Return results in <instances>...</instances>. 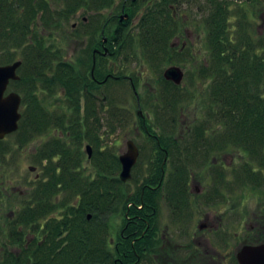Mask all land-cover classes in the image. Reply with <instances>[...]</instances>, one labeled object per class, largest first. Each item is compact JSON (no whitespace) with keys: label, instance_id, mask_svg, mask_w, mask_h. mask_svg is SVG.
<instances>
[{"label":"rangeland","instance_id":"obj_1","mask_svg":"<svg viewBox=\"0 0 264 264\" xmlns=\"http://www.w3.org/2000/svg\"><path fill=\"white\" fill-rule=\"evenodd\" d=\"M19 1L22 4L20 7L24 4L26 5V7H23L21 10L19 16L16 17L14 14L9 15L10 13H8V15L0 13V65L19 60L23 57L24 52L32 51L34 54H37V52H40L43 49L47 51L49 49L52 53H62L63 55L61 57L65 62H69L66 61L67 59H76L74 62H71L78 65V59L82 52H89L93 47L97 46L95 44H97L98 40L93 38H96V36L91 32L92 21L91 23L81 25L82 18L76 15L85 4L79 2L75 6L72 5V0ZM115 1L116 7H110V10L115 9V12H120L121 7L117 6L120 2H123V0H113L111 3L115 4ZM221 2L230 9L228 17L229 22L226 28H228L230 32H233L232 36L233 38L235 37V45L239 46L237 47L239 50H242V47H245V43L241 38L249 40L251 36L256 39V42L264 43V0H179L176 2L175 6L177 8L178 17L180 20L186 18L190 27V29H188L190 34L187 36L188 46L184 49L181 48V43L178 44L176 41L174 42L175 44L171 46L174 37L179 32L178 27L180 22L177 20L175 22L171 20L168 23L169 29L170 27L172 29L174 28L175 32L173 36H169L167 33L164 35L163 31L167 32V30L163 27L164 30L162 31V28H159V26H157L159 30L155 34L154 31L152 32V36H162L161 41L151 37L152 40H149L151 44L150 46L154 44L153 41H157L160 43V47H155L156 44H154L153 47H150L145 43L146 39H148L147 36L149 35L150 28L142 25L141 17L146 14L148 7H155V3H151V6L148 4V7L142 6L136 11L137 14L131 17L129 22H127L125 28H122V32L125 33L126 27H131V30H127L128 41L125 47L126 53H124L127 61L129 60L127 63L128 69L131 70L133 76H139V73L143 72L146 77L145 81L140 83L136 81L135 84L137 90L140 92L139 94L142 95L141 110L147 118L150 128L154 130H168V128H173L171 121L174 117L176 119L174 128L182 131L194 122H197L196 124L198 125L203 123L202 121H205L207 118V113H214L215 109H213V103V105H211L212 110H209V105L211 103L208 101V93L211 84L214 85L216 82L214 76L215 72L213 73V71L220 70L218 67V57H220V55L218 54L219 52L217 49L219 48V43L212 41V34L214 30V17H216V14H214V7ZM28 8L30 10L29 12H27ZM156 9L157 10L155 11L156 13L158 12L159 15V6L156 7ZM172 11L171 8L168 10V12ZM89 13L90 6H87L85 15H90ZM100 14L101 21H105L107 14L105 15L103 12ZM2 16L6 17L5 23L8 17H14L16 21L32 27L27 36L28 39H30V46H28L29 40L28 42L26 40V43H23L22 45L10 43L11 41H9L8 35L6 34H11V32L6 25L2 24ZM159 18L160 20L157 19V23L160 24L161 22L165 25L166 18L164 16H160ZM92 20L96 22L99 19L92 18ZM210 28H212V33ZM83 31H86L87 36L85 39L82 35ZM20 33L21 31L18 34L20 35ZM133 38H135L136 41L138 40V48L132 46ZM50 48H52V50H50ZM152 53L153 56L151 55ZM59 61L60 60H57L56 63H59ZM172 64H177L186 71L185 79L181 84L176 86L170 84L164 78L165 69ZM225 69H222L223 73L218 74L221 78L220 82L223 87L227 83L224 82L226 78ZM19 71L21 73L22 69H19ZM210 72H212V77H209ZM40 73L42 72L40 71ZM45 74L46 77L43 75L41 83L46 86H50L49 84L52 85V80L55 78L54 72L46 70ZM54 88L56 90L55 92L44 91L42 89V91L39 92V95L42 101L49 107V119L62 117L63 121L61 123L65 125L67 123L66 120L68 119V115L70 114V104L66 98L67 94L65 90L59 86ZM11 90L20 93L22 96L24 95L23 86L19 83L12 82L9 86L8 92ZM50 90H52V88ZM112 91L115 95L116 105L113 106L111 111L99 107L94 113L99 112L98 117H100V119L91 118L94 116L91 114L90 121L92 122L90 123L91 125L94 124L96 127L95 134L98 133L101 136V149H104L103 151L108 152L110 150L117 154H121V152L123 153L127 150V141L129 139L134 140L142 149L139 163L133 169L132 178L126 182L122 181L124 183L125 191L132 193V197H135L139 190L141 191V188V193L143 192L147 178L146 175L150 173L149 168L151 166L148 167L146 165L149 164L148 154H150V145L152 143L149 140L148 135L146 136L144 133H137L138 125L136 123L140 118L138 115L139 106L136 95L130 84H127L122 80L117 81L116 84L113 85ZM194 97H196V99ZM88 104H90L92 108L98 107L97 104L90 102L82 104L85 116L88 115ZM23 105L24 104H22L21 111H23ZM215 107L217 108L218 106L216 105ZM108 112L111 113L110 116H108ZM112 117L113 120L110 119ZM209 119L210 118H208L206 122V124L210 122L208 131H211V129L214 128L220 129V127L224 128V130L227 129L225 124L216 122L215 119L209 121ZM56 128L57 127H52L46 131L45 134L35 136L31 140H29L28 134H24L26 131L22 132L19 131V129L7 135L4 140H0V173H3L2 178L6 182L5 186L7 185V182L9 183V192L12 191V186L20 187L21 189V187L29 186V183L33 182L35 173L31 172L29 169L30 165L38 166V170L36 171L42 173L41 176L44 180H47V177L51 176L50 173L46 171L51 168L49 167L50 165L44 167V163H42L43 159L36 158L35 160L33 153L35 151L38 152V149H41L42 144H46L55 138V136H64L63 133H61V129ZM111 129L113 132H111ZM220 135L221 134H216L214 137L219 138L221 137ZM66 141H68V139H66ZM88 143V141H84L81 146L85 168L87 169L85 170L86 172L90 171L91 174H94L96 172L94 169L95 163L92 158H88V151L86 148ZM92 148L93 152L97 150L94 148V145ZM227 150V160L230 162L232 160L235 161L231 167L225 168L228 173V184L234 186L236 192H242L244 194L245 201L243 202H245V209L254 208L255 199L253 196L255 194V188L253 187V182L250 181L248 171L256 178L263 175L264 158H261V160L260 158L255 160L252 155L249 153L247 154L240 148L228 147ZM260 155L263 157L264 153L260 152ZM253 161H255V163ZM246 162L251 164L249 170L247 169V166L244 165ZM252 166L255 168V171H253L254 168H251ZM168 171L170 172L169 169ZM66 172L68 175H76L75 170L73 169L71 171L66 170ZM120 172L121 167L118 174H120ZM63 192H58L56 196L58 195L60 198V194ZM146 192L155 193V191L151 192L150 190H146ZM70 195L73 196V194L69 193V196ZM20 201H22V199L19 198V194L17 193L7 200L3 199V227L0 228V240L9 241V238L14 239L18 230H23L27 235L31 232V228H19V223H13V221H11L15 215L12 214V211L19 209L20 204L18 202ZM48 201V204L52 202L51 200ZM55 209L58 208L54 207V210ZM60 213L61 212L57 213V215H60ZM121 217L122 216L119 215L111 218L109 236L110 239L113 240L112 245L115 244L114 239H116L118 231L121 228ZM12 223L15 225L14 228ZM163 229H167L166 233L172 237L173 227ZM32 231H34V229H32ZM38 234L39 237L36 242L40 243V241H45L46 235L39 231ZM44 235L45 237L42 239ZM31 236L34 237L33 234ZM6 248H8V246H5L4 249H1L0 247V255H5V253H7ZM10 248L14 250L15 246H10L9 249ZM154 263L158 264L157 261L150 264Z\"/></svg>","mask_w":264,"mask_h":264},{"label":"trees","instance_id":"obj_2","mask_svg":"<svg viewBox=\"0 0 264 264\" xmlns=\"http://www.w3.org/2000/svg\"><path fill=\"white\" fill-rule=\"evenodd\" d=\"M178 1L152 0L155 7L146 0L133 1L137 6L131 7V17L137 14L136 11L142 6L148 7V4L151 6L148 7L146 14L141 17L142 25L150 28L148 39L145 38V41L143 38L147 46L151 45L149 42L150 39L152 40L151 37L161 41L162 35L152 36L153 31L155 34L159 30L157 26L162 28V31L167 30V32L163 31L164 35L167 33L169 36H173L174 28L170 27L169 29L168 23L174 19V14L173 11L168 12V10L171 8L170 5H176ZM19 2V0H0V13L19 16L23 7H26L25 4L20 7L22 4ZM72 2V5L75 6L80 2L85 6H90V9H94L111 4L113 0H72ZM96 4L97 6H94ZM158 6L160 8L159 15L155 11ZM214 8L216 17H214L212 41L219 43L217 49L220 55L218 57L220 70L213 71V73L215 72V75L221 74L223 73L222 69L226 68L224 82L227 83L224 87L222 85L217 86L218 93L212 101L214 113H224L223 116L216 118L218 121H225L227 133L224 134L225 136L223 135V138L220 137L219 141H207L203 144L209 148L213 146V149L214 146L226 144L227 147L240 148L255 157L259 150L263 151L262 149H264V43L256 42V39L251 36L249 40L241 38L245 47L239 50L237 48L239 46L235 45L233 32L226 28L229 22L230 9L222 2ZM29 11L28 8L27 12ZM160 16L166 18L165 25L161 22L160 24L157 23ZM5 18L2 16L1 19H3L2 24L6 25L11 32V34H6L11 41L10 43L22 45L26 43V40L27 42L29 40L28 46H30V39L27 36L32 27L16 21L14 17H8L5 23ZM173 21L175 22V20ZM210 29L212 33V28ZM125 33L123 38H119L116 43L118 49H125L127 45L128 31ZM137 42L138 40L133 38L132 46L134 48L139 47ZM153 42L156 44L155 47H160V43ZM154 44L150 47H153ZM48 51L43 49L37 54L27 51L20 58L23 62L20 68L22 69L21 79L14 81L21 84L24 91L22 99L24 104L23 118L19 131H26L24 134H28V138L31 140L35 136L45 134L52 127L61 129L64 136H55L46 144H42L39 150L42 158L49 159L53 166H49L51 168L46 170L51 175L47 177V180H44L42 176L36 180L38 181L36 215L40 210L47 208L41 206V203L48 200L52 201L51 208H66V210L49 220L50 228L42 229V233L47 237L45 241L36 244L34 252L26 253L25 258L12 254L1 264H146V258H148L149 264L153 263L150 257L153 252H156L158 242L152 238L146 244V236L143 235L145 228H143L140 217L143 214L141 208L144 199L141 193L142 188L135 197H132V193L125 191L124 183L118 177L121 166L119 157H117L118 154L101 149V136L98 133L95 134L96 127L90 123L92 122L90 116L91 114L94 115L91 105L88 104L87 106L88 115L85 116L86 118L77 117L82 108V104L79 102L81 89L79 75L84 76V92L93 90V88H88L92 81L86 76L91 63L85 68L80 67V64L65 62L61 57L62 53ZM151 55L153 56V53ZM57 60H60L59 63H56ZM46 70L55 74L56 79L52 80L50 86L41 83L43 75L46 77ZM56 86L65 90L66 98L70 104V113H73V115H68L65 125L61 123L62 117L49 119V107L39 95L42 89L55 92L54 87ZM51 88L52 90H50ZM257 90H259V94H257ZM88 95L86 92L84 98L86 99ZM90 101V99L87 100V102ZM205 121H202L203 124ZM202 137L205 136L200 135L197 138L203 139ZM84 141H88V144L91 143L97 149L92 156L95 163V175L91 174L90 171L86 172L81 149ZM198 142L199 140L196 143ZM80 152L81 156L78 157L77 154ZM71 162L72 165L67 166ZM157 167L149 168L150 173L146 175L144 187H147V184L155 185L159 182L162 169ZM72 169L75 170V176L68 175L66 172V170L71 171ZM181 170L184 179L189 176V165L183 166ZM149 190L154 191L153 189ZM60 191H64L63 193L67 198L69 197L68 205L60 204L58 206L59 204L56 203V194ZM69 193L73 196H69ZM78 197H80V201L77 204L73 203V199ZM126 214L133 216L132 218L137 221L130 222ZM90 215L91 218H89ZM119 215L122 216V224L116 239H114L115 244L112 245L113 240L109 236L111 218ZM20 233L23 234V232ZM145 247H148L149 252H152L146 254ZM24 250L26 251L27 248ZM32 256L33 259L27 258Z\"/></svg>","mask_w":264,"mask_h":264},{"label":"flooded vegetation","instance_id":"obj_3","mask_svg":"<svg viewBox=\"0 0 264 264\" xmlns=\"http://www.w3.org/2000/svg\"><path fill=\"white\" fill-rule=\"evenodd\" d=\"M133 1L134 0H123V2H120L117 6L121 7L120 12H115V9L110 10V7H116L115 1V4L111 3L103 5L102 8L95 7L94 9H90V15H85L87 6L82 7L76 13L78 17L82 18L81 25L91 23L92 21L91 32L96 36V38H93L98 40L97 44H95L97 45L96 47H93L89 52L83 51L78 59V65L80 64V67H87V65L91 63V67L86 76L92 81V84L89 85L88 88H93L91 91H86L89 95L86 96L87 98L85 99L84 95L86 92L83 90L84 76L82 74L79 75V86L81 87L79 91V102L85 104V102L90 99V103L98 105L97 108H93L94 112L95 110L97 111L99 107L111 111L113 106L116 105L115 95L112 91L113 85L116 84L117 81L122 80L130 84L133 88L139 106L138 115L141 118H139L136 123L138 125L137 133L148 135L152 143L150 145V154H148L149 164L147 163L148 165L146 166H158L157 168L162 169L159 182L155 185L147 184V187H144L142 192V197L144 198L143 205L141 206L143 214L142 216L140 215V217L143 228H145L143 235L146 236V244L148 240L152 238H155L158 242L156 252L152 253L153 255L150 259L152 262L157 261L158 264H264V174L256 178L248 171L251 164L249 162L244 164L247 166L248 176L255 188V194L253 196L255 199L254 208L245 209V202H243L245 201L244 194L242 192H236L235 187L229 185L227 181L228 173L225 168H229L235 163L234 160L231 162L227 160V145H217L214 146L213 149V146L209 148V146L207 147L203 144L207 141H219L220 137L217 138L214 136H216V134H221L220 136L223 138L225 136L224 134L227 133V129L224 130L222 127H220V129L214 128L211 129V131L209 130V133L208 127L210 126V122L206 124L207 121H205V124L201 123L199 125L196 124L197 122H194L192 125H189L188 128L180 131V129L177 130L174 128L176 119L173 117L171 121L173 128H168V130H154L150 128L147 118L142 113V95L139 94L140 92L137 90L135 83L136 81L138 83L145 81V74L143 72L139 73V76H133L131 74V70H129L127 66L129 60L127 61L124 54L126 51L122 48L118 49L116 44L118 39H122L125 35L124 32H122V28H125V25L131 19L130 9L136 6ZM146 1L152 3V0ZM94 6H97V4ZM175 6L174 4L170 5L174 14L173 20H177L180 24L178 27L179 32L174 37L171 46H173L176 41L178 44L181 43V48L184 49L188 46L187 36L190 34L188 30L190 27L186 18L183 20L179 19ZM102 12L105 15L107 14L105 21H101L100 13ZM92 18H98L99 20L95 22ZM129 27L130 26L126 27V31L131 30V27ZM82 35L85 39L87 36L86 31H83ZM74 60L76 59L72 58L66 61L72 64ZM174 66L182 70L183 81L186 71L181 66L172 64L168 66L165 71ZM19 69L18 74L20 76ZM214 76L217 80L214 85L211 84L208 93V101L211 103L209 105V110H212V100L216 93H218L216 90L217 86L221 85L219 80L220 76L217 74ZM209 77H212V72L209 73ZM164 78L175 86L182 83V81L181 83H176L172 79H167L165 77V72ZM20 79L21 76L18 80ZM14 81L16 80H11L10 84ZM8 89L6 94L9 93ZM257 94H259V90H257ZM194 98L196 99V97ZM108 113V116H110L111 113ZM69 115H73V113ZM223 115L224 113L210 112L209 114L207 113L206 120L210 118L209 121H211L212 118L215 119ZM98 116L99 112H96L91 118L98 119ZM77 117L84 119L83 117H85V114L83 106L79 114H77ZM110 119L113 120V117ZM21 120L18 130L21 126ZM215 120L218 121V118ZM218 122L227 126L225 121ZM111 132H113L112 129ZM200 135L205 137H202L203 139H198L197 137ZM198 140L199 142L196 143ZM134 143L136 144L135 141ZM136 146L138 147L139 154L133 169L138 165L142 152L140 146L137 144ZM262 150L263 151L259 150L255 155V160L264 158V156L261 157L260 155V152L264 153V149ZM121 154L118 155L120 156ZM77 155L78 157L81 156V152ZM33 156L35 160L36 158L43 159L42 163H44V167L48 165L53 166L49 159L42 158L39 149L38 152L35 151L33 153ZM253 162L255 163V161ZM71 165L72 162L67 166ZM188 165L190 167L189 176L184 179V174L181 175V168ZM32 166L36 167V170H38V166L35 165H30L29 169ZM251 168L254 167L252 166ZM36 170H31V172L35 173V178L32 183H29V186H23L21 189L20 187L12 186L11 192H9V183L7 182L5 186L6 182L2 178L3 173H0V228L3 227V199L7 200L17 193L22 201L18 202L20 204L19 209L12 211V214L15 215L11 221H13V223H19V228H31V232H33L31 233L29 231L31 234L29 233L27 235L23 230H18L14 239L9 238V241L0 240L1 249L8 246V248H6L7 253H5V255H0L1 263H3L5 259L11 257L12 254L17 257L25 258L26 253L30 254L34 252L36 249V241L40 234H38V231L42 233L43 228H50L48 224L49 220L59 216L57 213H63L65 212L64 210H66V208L54 210L51 208V203L48 204V201H45L41 203V206L47 208L45 210H40L36 215L38 207L36 201V180L40 179L42 174ZM253 171H255V168ZM149 189H153L154 191L157 189L159 190L155 191V193H147L146 190ZM60 196V198L58 195L56 196V203L59 205H68L69 197L67 198L65 193L60 194ZM79 199L80 197L73 199V203L77 204L80 201ZM126 215L130 222L134 223L137 221L132 218L133 216L129 214ZM14 226L13 224V228ZM172 227L174 229L172 231V237H170L168 233H166L167 229L163 228ZM32 229H34V231H32ZM20 232H23V234L21 235ZM32 234L34 237L31 236ZM44 237L45 235L42 239ZM10 246H15V251L11 248L9 249ZM24 248H27V250L25 251ZM145 248L146 254L152 252H149L148 247ZM27 258L33 259V256ZM146 264H149L148 258H146Z\"/></svg>","mask_w":264,"mask_h":264},{"label":"water","instance_id":"obj_4","mask_svg":"<svg viewBox=\"0 0 264 264\" xmlns=\"http://www.w3.org/2000/svg\"><path fill=\"white\" fill-rule=\"evenodd\" d=\"M22 65V60H16L12 63L0 65V139L6 135L15 132L19 128V122L22 118L21 105L22 96L16 91L6 94L11 80H18L20 78L18 69ZM95 66V64H94ZM165 77L172 79L176 83H181L183 79V72L179 67H170L165 71ZM90 144L87 145L89 157L93 154V148ZM138 147L134 141L127 142V151L122 153L120 161L122 169L120 172V179L124 182L132 177V170L138 159ZM31 170H36V167H30ZM90 218V216H89Z\"/></svg>","mask_w":264,"mask_h":264}]
</instances>
